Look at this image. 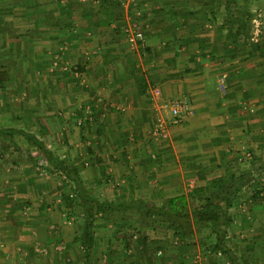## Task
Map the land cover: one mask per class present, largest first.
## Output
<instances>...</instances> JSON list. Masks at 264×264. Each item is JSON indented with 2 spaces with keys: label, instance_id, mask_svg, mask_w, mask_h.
Instances as JSON below:
<instances>
[{
  "label": "crops",
  "instance_id": "crops-1",
  "mask_svg": "<svg viewBox=\"0 0 264 264\" xmlns=\"http://www.w3.org/2000/svg\"><path fill=\"white\" fill-rule=\"evenodd\" d=\"M0 5L1 9L11 11L33 9L31 34L21 33L16 38L23 41L24 37V43H32L30 57L42 60L50 57L56 64L53 56L56 58L60 50L64 60L78 54V63L86 70L83 73L86 78L81 85L63 87L69 97L79 102L76 105L90 104L95 112H102V121L112 123L111 130L119 131L117 124L122 120L130 124V176L136 179V170L148 176V182H130V198L164 203L170 197L185 194L190 203H203L199 192L208 191L213 180L231 175L244 176L246 180L238 190L239 201L260 194L255 201L248 199L247 213L241 215L235 204L228 208L234 232L232 236L228 232L226 242L236 256L235 262L228 255L221 260L203 258L201 251L205 253L206 246L198 244L188 246L192 253L188 258L192 260L166 258L161 264H264V205L259 203L264 200V38L259 46L252 47L243 39L234 40L228 31L230 13L237 17L235 13L239 10L250 11L253 7L264 10V0H130L128 4L101 7L99 4L94 10L108 13L107 18L95 19L89 24L82 20L75 26H70V15L65 12L71 4L64 0L61 3L3 0ZM60 9L65 12L61 20L49 19L47 14L51 17ZM93 26H96L94 32L89 30ZM126 27L143 32L144 39L133 45L128 41ZM71 38L75 43L73 50ZM58 41L61 42L58 50L53 49ZM128 44L130 66L117 63L108 73L109 67L103 68V62L114 58L120 63L127 54ZM61 70L53 66L47 69L46 73L56 77L55 88H58L56 82ZM103 75L109 79L104 89L111 99L122 98L123 92L125 97L130 91L127 113L116 111L115 103L109 106L96 99ZM222 77L226 80L225 91L219 89ZM88 89H92L91 93ZM181 97L190 100L191 113L182 124L171 126L168 137L154 136L156 119L171 118L164 104ZM70 137L75 138V134ZM115 146L119 149H112L111 155L118 157L123 149L117 142ZM246 148L251 151V157L245 155ZM97 154L104 159L101 152ZM155 171L159 182H152ZM7 183L0 182V241H3L0 242V264H13L10 252L21 249L13 239L19 231L9 222L15 215L13 207H6L9 212L3 214L2 202L9 200L6 195L10 196L7 187H17L16 182ZM248 185L262 190L252 194L246 189ZM200 226L193 224L195 232L203 228ZM131 263L159 264L145 258L133 259Z\"/></svg>",
  "mask_w": 264,
  "mask_h": 264
},
{
  "label": "rangeland",
  "instance_id": "rangeland-1",
  "mask_svg": "<svg viewBox=\"0 0 264 264\" xmlns=\"http://www.w3.org/2000/svg\"><path fill=\"white\" fill-rule=\"evenodd\" d=\"M2 1L0 0V4ZM64 1L71 4L70 10L65 11L70 15L69 21L72 22L70 26L82 23V20L89 24L95 19L107 18L108 13L94 10L99 8V4L101 7L130 3V0ZM52 2L61 3L62 0H52ZM258 9L261 8L253 7L250 11L254 14V10ZM244 10L247 13L249 11ZM30 11L33 12V9L17 8L11 11L0 8V129L16 128L35 135L45 143L54 156L65 161L70 167L78 168L84 189L89 196L101 202L112 201L116 207L96 211V202L92 201L95 207L94 240L91 256L86 260L87 245L82 234L87 212L75 183L61 170L54 168L31 139L17 132L0 134V182L17 183L16 188L7 187L8 195L11 197L6 195L9 200L2 202L3 214L9 212L6 207H13L14 217L7 218L19 231L13 239L17 240L14 242H17L21 249L18 252H10L14 260L13 264H19L20 261L23 262L22 264H130L131 259L138 258L156 260L161 264L166 258L178 261L191 259L188 258L192 254L188 246L198 244L206 246L205 253L201 251L203 253L201 257L206 256L213 260L226 258V254L223 253L220 256L213 252L207 253L206 249L214 244V235L209 228L203 227V230L200 229L198 232L193 230L191 234L181 237L174 234V229L168 227L162 217L142 213L138 204L127 205L134 199L130 198V182H144V180L148 182V176L143 171H135L136 179L130 176L132 173L130 172V124L122 120L117 124L119 131L111 130L112 123L102 121V112H95L90 104L76 105L79 102H75L73 96H68V91L63 89L65 84L74 86L86 78L83 74L86 70H83V66L78 63L77 53L75 58L71 55L64 60L60 50V53H56L58 54L56 58L55 55L53 56L56 64L50 57H46L45 60L30 57L28 53L32 43H24L23 41L26 40L24 37L23 41L16 40L20 38L18 35L21 33L31 34ZM65 12L62 13L60 9L59 12H54L55 15L50 17V14H47V16L49 19L61 20ZM83 13L85 16L82 15ZM238 13L235 14L238 16ZM90 28L89 30L94 32L96 26ZM257 38L251 40L261 42L264 38V29L263 34ZM71 40L70 43L73 44L71 50H73L74 38ZM77 40L75 39V42H78ZM59 43L61 42L54 43L53 49ZM128 45L127 54L120 63L114 58H106L103 62V68L109 67L108 73L112 72L110 68L115 67L117 63L125 67L130 66V44ZM106 48L103 51L104 55ZM108 50L110 51V48ZM52 66L62 69V74L57 76L58 88L53 85L56 77L46 73ZM108 80L103 75L102 84L97 87L96 99H100V104L109 106L115 103L118 109L116 111L127 113L130 91L125 93V97L123 92L122 98L111 99L104 89ZM91 90L88 93H91ZM88 95L93 96L94 93ZM67 98H70V101ZM109 99L113 101L109 102ZM76 100H79L78 96ZM122 125L124 127H121ZM70 134L72 137L75 134V138H71ZM116 142L123 149L121 154L118 153V157L111 155L112 149H119L115 148ZM98 151L104 155V159L102 155L97 154ZM116 162L119 164L116 165ZM155 172V175H151L154 180L152 182H159L158 172ZM97 175L102 179L98 180ZM241 177V182H245L244 176ZM105 183L107 185H104ZM251 186H246V189L252 194H258L262 190L261 187ZM10 191L13 193H9ZM249 198L250 201L257 200L260 194L258 197L250 195L240 201L236 198L235 206L241 215L249 211L246 203ZM140 199L142 198L138 197L132 201ZM142 200L149 205H163V202ZM259 203L264 205V200ZM199 204L191 203L190 212L198 208ZM232 221L231 218L228 226L230 236L234 232L231 230ZM232 238L230 237L229 240H233ZM42 248L47 251H42Z\"/></svg>",
  "mask_w": 264,
  "mask_h": 264
},
{
  "label": "trees",
  "instance_id": "trees-1",
  "mask_svg": "<svg viewBox=\"0 0 264 264\" xmlns=\"http://www.w3.org/2000/svg\"><path fill=\"white\" fill-rule=\"evenodd\" d=\"M106 1L108 2L109 0ZM113 1L114 0H110V2ZM238 12L239 13L237 17L232 15V13L229 14V36L233 37L234 40L235 38L244 39V41H246L252 47L259 46L260 42L258 43L252 41L250 35L251 19L254 14L251 11H248V14L246 10H239ZM15 132L22 134L28 139H31L41 149L44 157L52 164V166L58 170H61L69 180L75 183V187L78 191V194L81 196L82 201L84 202L87 212V218L83 227L82 236L85 244L87 245L85 259H89L91 256V249L94 240L93 226L95 220V207L92 201L96 202V211H103L113 208L115 203L112 201L101 202L98 199H94L89 196L84 189L83 181L80 177L78 168L75 166L70 167L65 163V161L54 156L45 143L38 139L35 135L26 132L25 130L16 128L0 129V134ZM240 178L242 177L231 175L226 179L220 177L216 180H213L214 184L210 186L209 190L205 191L204 193H200L199 195V199L201 201L203 200V203L200 202L199 207L194 208L191 212L189 210L191 203L188 199L189 197L185 194L170 197L161 206L153 204L149 205V203L143 202L144 200L142 199L136 200L135 202L132 201L135 199H132L127 205L138 204V207L142 213H147L148 216L158 215L162 217V219L167 222V226L174 229V234L180 235L181 237L187 236L193 232V224L201 225L199 228H209L210 232L214 235V244L209 246L207 251L213 252L214 254L218 251H221V253L230 256L235 262L237 260L236 256L229 249L226 242V236L229 231L228 226L231 223V217L228 214L227 209L237 203V193L243 183L241 182ZM141 244L143 243L141 242Z\"/></svg>",
  "mask_w": 264,
  "mask_h": 264
},
{
  "label": "built area",
  "instance_id": "built-area-1",
  "mask_svg": "<svg viewBox=\"0 0 264 264\" xmlns=\"http://www.w3.org/2000/svg\"><path fill=\"white\" fill-rule=\"evenodd\" d=\"M264 29V12L261 9L254 10V15L251 19V30L250 35L253 40H257V37H260L263 34ZM129 42L133 45L137 44L138 41L144 39V34L141 31H131L130 27L125 29ZM219 89L225 91L226 89V80L225 78H220L219 80ZM164 107L168 109L171 113V118L167 119L163 116H159L156 119L155 125L153 127L152 133L156 137H168L170 128L173 125L182 124L185 118L191 113L192 105L188 98L181 97L170 100L164 104ZM245 155L251 157V151L245 149ZM61 247V246H60ZM59 246H57V249ZM42 251H47L46 249H41ZM217 255H221V251L216 252Z\"/></svg>",
  "mask_w": 264,
  "mask_h": 264
}]
</instances>
